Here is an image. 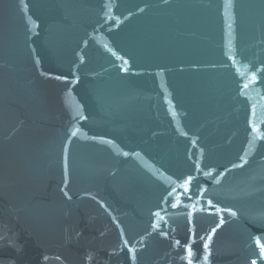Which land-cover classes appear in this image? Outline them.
I'll return each instance as SVG.
<instances>
[{
    "label": "water",
    "instance_id": "obj_1",
    "mask_svg": "<svg viewBox=\"0 0 264 264\" xmlns=\"http://www.w3.org/2000/svg\"><path fill=\"white\" fill-rule=\"evenodd\" d=\"M261 246L264 0H0V264Z\"/></svg>",
    "mask_w": 264,
    "mask_h": 264
},
{
    "label": "snow or ice",
    "instance_id": "obj_2",
    "mask_svg": "<svg viewBox=\"0 0 264 264\" xmlns=\"http://www.w3.org/2000/svg\"><path fill=\"white\" fill-rule=\"evenodd\" d=\"M73 135H75V133H73ZM257 244L259 245V244H260V242H259V241H257ZM261 250H262V251H264V246H261ZM253 264H255V262H253Z\"/></svg>",
    "mask_w": 264,
    "mask_h": 264
}]
</instances>
